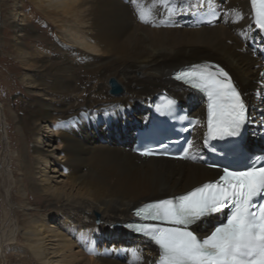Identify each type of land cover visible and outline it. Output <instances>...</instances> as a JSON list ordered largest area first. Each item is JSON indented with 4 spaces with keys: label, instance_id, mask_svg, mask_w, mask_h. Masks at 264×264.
<instances>
[{
    "label": "bare ground",
    "instance_id": "1",
    "mask_svg": "<svg viewBox=\"0 0 264 264\" xmlns=\"http://www.w3.org/2000/svg\"><path fill=\"white\" fill-rule=\"evenodd\" d=\"M35 1L59 23L70 43L55 42L50 55L19 49L21 63L33 73L24 79L36 90L14 117L21 131L17 166L23 178H15L9 203L2 200L3 220L13 210L18 223L16 231L5 232L11 242L5 244L4 238L2 251L13 249L21 264H154L158 258L154 245L113 225L131 219L135 206L183 193L216 178L218 171L201 162L137 155L132 150L135 131L149 121V104L162 90L206 121L202 96L170 79L173 70L192 63L221 62L244 93L251 116L263 118L259 114L264 107L260 76L264 64L250 46L261 32L254 27L250 2L174 0L169 7L175 11L160 10L153 26L138 22L128 0ZM141 2L150 6L152 0ZM204 8H218L223 15L217 22L197 25L190 13ZM233 9L242 19L237 20ZM3 12L1 4L0 33ZM12 25L19 40L37 34L23 22ZM112 79L120 84L121 93L111 92ZM61 123L64 126H58ZM22 132L35 135L37 142L47 136L60 146L33 147L31 161L32 150ZM205 132L203 123L195 127L196 154L202 152ZM49 156L60 166L51 169L56 173L51 177L41 166L50 165ZM17 231L23 245H14L12 235ZM102 240L108 247L97 251L107 254L87 251L95 258L84 262L85 243L92 246Z\"/></svg>",
    "mask_w": 264,
    "mask_h": 264
},
{
    "label": "snow or ice",
    "instance_id": "2",
    "mask_svg": "<svg viewBox=\"0 0 264 264\" xmlns=\"http://www.w3.org/2000/svg\"><path fill=\"white\" fill-rule=\"evenodd\" d=\"M173 2L152 0L145 6L141 0H128L138 22L153 26H157L160 10L175 11L169 7ZM250 6L254 27L264 32V0H250ZM231 11L237 20L242 19L238 10ZM260 76L264 79V72ZM172 78L206 97V121L178 115V102L173 98L166 97L155 111L190 126L204 124L203 147L221 160L208 165L218 170L217 178L182 194L154 198L134 207L137 222L120 226L157 248L154 264H264V153L254 154L242 142L243 130L251 123L244 95L230 73L211 62L183 67ZM257 127L264 135V120L257 122ZM144 131L151 134L148 127ZM192 148L188 141L179 158L197 159V155H188ZM140 154L171 155L164 144L143 147ZM85 247L93 255L107 254L94 245L85 243Z\"/></svg>",
    "mask_w": 264,
    "mask_h": 264
},
{
    "label": "rangeland",
    "instance_id": "3",
    "mask_svg": "<svg viewBox=\"0 0 264 264\" xmlns=\"http://www.w3.org/2000/svg\"><path fill=\"white\" fill-rule=\"evenodd\" d=\"M2 4V20L4 26L0 33V264H21L19 262L20 257L15 254L13 249L9 250L7 254L2 251V240L6 238V242L10 243L5 232H8L11 228L14 231L17 230L18 226L16 223L15 212L10 211L9 217L3 220L2 214V200L8 204L10 201V194L15 190V178H23L22 173L19 171L17 166L19 147L17 145V138L21 131L18 130L15 124L14 117L17 112L21 111L27 102L33 98V94L36 90L32 83H28L24 78L25 74H33L30 68H27L21 63V58L18 56L19 49H24L27 54H32L34 49L37 51H43V54L50 55V51L53 49V44L57 41L63 44H68L67 33L64 32L55 22L53 18L49 17L46 8L38 6V2L35 0H0ZM14 8V11L13 9ZM20 10H23L25 15L20 14ZM14 12V13H13ZM190 18L191 13H190ZM20 19H24L23 21ZM193 20V19H192ZM13 21L16 23L23 22V26L33 27L37 34L30 33L25 35L22 40L17 39L15 29L13 28ZM7 22V23H6ZM260 37V33H257ZM22 42V44H21ZM39 45H42L41 47ZM252 52V50H251ZM219 63V61H216ZM221 64V62H220ZM227 70V69H226ZM229 71V70H227ZM230 72V71H229ZM232 74V73H231ZM233 75V74H232ZM261 111V110H260ZM253 113V111H251ZM259 113H257L258 116ZM252 115V114H251ZM44 126V125H42ZM51 131L50 129L46 130ZM25 143L29 150L32 152L29 154V160H33L35 154L33 153V147L39 146L44 150H52L54 147H58L59 142L57 140L51 141L47 136H43L42 140L38 141V137L29 133H24ZM46 133V132H45ZM45 140H44V139ZM51 145H54L52 147ZM62 146V145H61ZM56 152H59L57 149ZM58 153H55L57 156ZM50 165L42 163V167H45V173L49 172L50 177L56 174L51 172L52 168L60 169V166L55 163L57 158L49 156ZM54 162V163H53ZM38 169V168H36ZM2 191L5 194H2ZM31 199L33 196H30ZM4 198V199H3ZM34 215V216H33ZM49 216V215H48ZM47 216V217H48ZM32 217L35 218L36 214L33 213ZM47 224L50 223L49 218H44ZM51 224H54V220H51ZM9 225V226H8ZM121 225V224H120ZM6 226L8 228H6ZM120 227V228H119ZM119 231L122 226L115 227ZM6 229V230H5ZM4 234L6 235L4 237ZM18 231L12 235L14 239V245L22 244L21 240H17ZM106 241H95V248L98 249L100 246H104ZM90 245V243L88 244ZM105 247H108L107 244ZM76 252L79 249L74 248ZM84 262H88L91 257L87 253L86 247L84 254L82 255ZM91 257V259L93 260Z\"/></svg>",
    "mask_w": 264,
    "mask_h": 264
},
{
    "label": "water",
    "instance_id": "4",
    "mask_svg": "<svg viewBox=\"0 0 264 264\" xmlns=\"http://www.w3.org/2000/svg\"><path fill=\"white\" fill-rule=\"evenodd\" d=\"M110 86H111V92L112 93H115V94L121 93L122 88H121L120 84L115 79L111 80Z\"/></svg>",
    "mask_w": 264,
    "mask_h": 264
}]
</instances>
